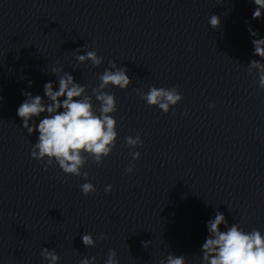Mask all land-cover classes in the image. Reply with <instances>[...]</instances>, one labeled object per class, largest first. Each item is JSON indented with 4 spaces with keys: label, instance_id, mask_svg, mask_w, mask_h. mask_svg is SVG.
Returning <instances> with one entry per match:
<instances>
[{
    "label": "clouds",
    "instance_id": "1",
    "mask_svg": "<svg viewBox=\"0 0 264 264\" xmlns=\"http://www.w3.org/2000/svg\"><path fill=\"white\" fill-rule=\"evenodd\" d=\"M254 4L256 7L252 19L259 20L264 13V0H254ZM209 24L213 29L218 28L219 16L211 15ZM247 31L252 37L259 36V32L254 31L250 24ZM251 43L253 55L260 59H253L248 64V71L250 74L253 70L257 72L258 86L264 89V38L253 39ZM76 59L79 63L90 61L94 67L103 63V57L98 56L95 51L78 54ZM127 72L126 67H118L114 61H109V68L99 77V86L93 88L91 95H88L87 87L76 82L71 73L62 68H53L51 74L58 77V90H55V82L49 81L43 85V97L22 92L26 99L18 107L17 115L22 119V127L29 136L39 133L33 144L31 157L44 163L45 171L56 163L65 174L83 176L87 180L88 173L81 172V169L88 158L91 157L99 164L111 154L118 138L117 120L113 116L117 111V103L115 96L105 89L111 85L126 90L131 85ZM31 86L32 81H29V87ZM137 93L149 107H158L165 114L183 100L176 87L166 89L153 86L147 93L142 89H137ZM93 97L100 104L98 114L94 109ZM214 107L213 104L209 105V108ZM125 139L130 148L143 145L139 135ZM132 156L133 160H138L140 153L134 152ZM132 171L133 166L126 169L128 173ZM80 187L85 196L96 192L90 182L83 183ZM105 191L111 192L112 186H106ZM206 223L208 236L201 247V264H264V235L258 229L246 232L238 223L229 226L228 220L219 211ZM221 225L227 230L222 231ZM81 239L85 247H95L96 242L91 234H82ZM101 239H106V236L101 234ZM142 243L144 246L145 242ZM41 255L48 264L59 262V256L54 250L43 248ZM95 261L96 257H86L80 264H95ZM105 264H119L115 250H109ZM159 264H186V255L169 253L166 260H160Z\"/></svg>",
    "mask_w": 264,
    "mask_h": 264
}]
</instances>
